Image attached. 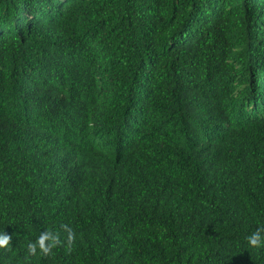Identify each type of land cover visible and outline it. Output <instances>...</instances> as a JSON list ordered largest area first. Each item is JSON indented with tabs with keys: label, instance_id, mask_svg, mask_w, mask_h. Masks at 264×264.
I'll return each instance as SVG.
<instances>
[{
	"label": "trees",
	"instance_id": "16d2710c",
	"mask_svg": "<svg viewBox=\"0 0 264 264\" xmlns=\"http://www.w3.org/2000/svg\"><path fill=\"white\" fill-rule=\"evenodd\" d=\"M258 227L264 0H0V264H264Z\"/></svg>",
	"mask_w": 264,
	"mask_h": 264
},
{
	"label": "clouds",
	"instance_id": "9594fccd",
	"mask_svg": "<svg viewBox=\"0 0 264 264\" xmlns=\"http://www.w3.org/2000/svg\"><path fill=\"white\" fill-rule=\"evenodd\" d=\"M61 229L66 234L65 240H61L59 232L45 230L41 232L35 242L27 244V256L40 254L47 257L53 254V249L66 244V250L72 251V245L76 239V233L68 224H62ZM248 245L253 249L264 248V227H258L246 237ZM12 237L5 232H0V249H7L11 245Z\"/></svg>",
	"mask_w": 264,
	"mask_h": 264
}]
</instances>
